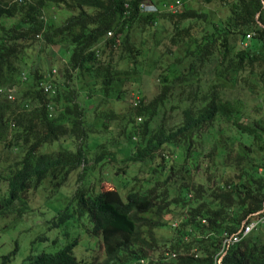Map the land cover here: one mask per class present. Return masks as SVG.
Wrapping results in <instances>:
<instances>
[{"label": "trees", "instance_id": "1", "mask_svg": "<svg viewBox=\"0 0 264 264\" xmlns=\"http://www.w3.org/2000/svg\"><path fill=\"white\" fill-rule=\"evenodd\" d=\"M177 1L0 0V217L65 200L26 264H264V0Z\"/></svg>", "mask_w": 264, "mask_h": 264}, {"label": "rangeland", "instance_id": "2", "mask_svg": "<svg viewBox=\"0 0 264 264\" xmlns=\"http://www.w3.org/2000/svg\"><path fill=\"white\" fill-rule=\"evenodd\" d=\"M179 4L183 2V0L177 1ZM185 4L189 8L199 9L201 7V2L197 1H185ZM171 5V4H169ZM168 5V6H169ZM57 12L54 9H49L45 12V16L54 17ZM58 20L56 23L62 20L60 17H56ZM157 39H162V36L157 35ZM154 45V43H153ZM153 51V57L158 56L160 53L157 49ZM31 55V59H25L24 63L26 67L31 68L34 64H39V70H49L53 69L57 70V67L61 64V58L59 56L60 53H55L54 49H48L44 52H41L36 57L37 51L35 49H31L29 51ZM27 53L25 58H28L30 55ZM53 66V68H51ZM145 79V78H142ZM144 81V80H143ZM27 81L20 85H17L13 90L14 91H24L27 87ZM147 89L150 93H155V85L153 84V78L148 79V87ZM100 189L102 191H106L108 194H113V185L109 181H100ZM37 198L34 200V207L36 208V212L32 214H25L23 218L19 221L13 220L12 217H0V264L2 263V257L11 253L15 245L17 247V251L13 255V259L5 264H26L25 259L29 256L35 257L38 253H54L61 246L64 245L65 239L60 237L56 242L57 237L60 235L57 229L46 232V223L52 218L55 214L52 210L57 207V205H61L62 198L59 195H56V200H51L50 190L48 186L45 184L44 187L41 186L37 190ZM65 198V197H64ZM58 206V207H59ZM63 205H61L62 208ZM57 209V208H56ZM76 233V232H75ZM164 237H168L167 232H160ZM57 234V235H56ZM73 234V233H72ZM43 235L46 237L45 241H37V238ZM53 240V244L51 242ZM82 256L85 258L84 260L89 261L93 252V243L91 240H88L85 235L82 234V240L80 241L77 247Z\"/></svg>", "mask_w": 264, "mask_h": 264}, {"label": "built area", "instance_id": "3", "mask_svg": "<svg viewBox=\"0 0 264 264\" xmlns=\"http://www.w3.org/2000/svg\"><path fill=\"white\" fill-rule=\"evenodd\" d=\"M178 4V3H177ZM140 11L144 14H153L156 12V9L151 6V5H147V4H142L140 5ZM163 9L169 10V11H174V9L176 7H174L173 5H169V6H164L162 7ZM248 38V37H247ZM46 90L49 89V87H45ZM259 222H262V220H257L255 222H251L248 225H245L237 234L235 235H231L228 238L224 239V248H228L230 245L236 244L240 241V239H242L243 237H245L248 233H250V231H252L253 229H255V227L257 226V224Z\"/></svg>", "mask_w": 264, "mask_h": 264}]
</instances>
